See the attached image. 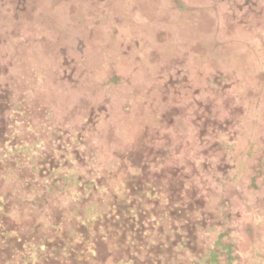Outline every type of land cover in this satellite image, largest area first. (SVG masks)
Here are the masks:
<instances>
[{"label": "trees", "instance_id": "16d2710c", "mask_svg": "<svg viewBox=\"0 0 264 264\" xmlns=\"http://www.w3.org/2000/svg\"><path fill=\"white\" fill-rule=\"evenodd\" d=\"M259 207L264 0H0V264H264Z\"/></svg>", "mask_w": 264, "mask_h": 264}, {"label": "rangeland", "instance_id": "374dc122", "mask_svg": "<svg viewBox=\"0 0 264 264\" xmlns=\"http://www.w3.org/2000/svg\"><path fill=\"white\" fill-rule=\"evenodd\" d=\"M260 209H264V207H259V208H258V211H259ZM256 214H257V213H256ZM252 220H254V221H256V222H260V221L258 220V218H257V215H256V218L253 217ZM255 226H256V225H255ZM254 229H255V228H254ZM260 230L262 231V233L264 232V229L262 230V229L260 228Z\"/></svg>", "mask_w": 264, "mask_h": 264}]
</instances>
